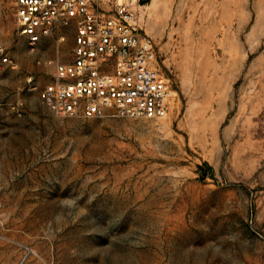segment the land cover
Returning <instances> with one entry per match:
<instances>
[{"label": "rangeland", "instance_id": "obj_1", "mask_svg": "<svg viewBox=\"0 0 264 264\" xmlns=\"http://www.w3.org/2000/svg\"><path fill=\"white\" fill-rule=\"evenodd\" d=\"M141 1L157 119L52 113L73 32L29 51L0 0V264H264V0Z\"/></svg>", "mask_w": 264, "mask_h": 264}, {"label": "built area", "instance_id": "obj_2", "mask_svg": "<svg viewBox=\"0 0 264 264\" xmlns=\"http://www.w3.org/2000/svg\"><path fill=\"white\" fill-rule=\"evenodd\" d=\"M142 6L141 0H14V22L29 51L45 37L63 41L73 32L70 61L37 60L52 70L39 90L52 113L146 119L167 114L172 90L139 25ZM8 64L0 43V66ZM14 112L20 116L17 107Z\"/></svg>", "mask_w": 264, "mask_h": 264}, {"label": "crops", "instance_id": "obj_3", "mask_svg": "<svg viewBox=\"0 0 264 264\" xmlns=\"http://www.w3.org/2000/svg\"><path fill=\"white\" fill-rule=\"evenodd\" d=\"M140 16H141V14L139 13V20H140Z\"/></svg>", "mask_w": 264, "mask_h": 264}]
</instances>
